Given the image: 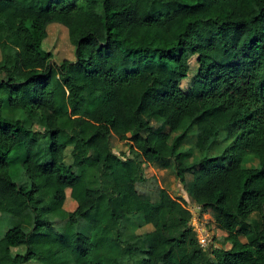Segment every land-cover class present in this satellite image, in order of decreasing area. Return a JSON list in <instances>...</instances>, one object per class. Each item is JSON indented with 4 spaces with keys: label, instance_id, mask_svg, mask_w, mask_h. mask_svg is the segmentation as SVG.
Returning <instances> with one entry per match:
<instances>
[{
    "label": "trees",
    "instance_id": "1",
    "mask_svg": "<svg viewBox=\"0 0 264 264\" xmlns=\"http://www.w3.org/2000/svg\"><path fill=\"white\" fill-rule=\"evenodd\" d=\"M51 23L75 60L42 48ZM0 55V213L21 218L0 264H264V0H0ZM170 161L188 199L141 195L144 163ZM189 202L229 248L206 250Z\"/></svg>",
    "mask_w": 264,
    "mask_h": 264
},
{
    "label": "rangeland",
    "instance_id": "2",
    "mask_svg": "<svg viewBox=\"0 0 264 264\" xmlns=\"http://www.w3.org/2000/svg\"><path fill=\"white\" fill-rule=\"evenodd\" d=\"M46 31L47 35L42 41V48L52 53V61L59 64L65 59L75 60V47L69 40V35L66 27L59 23H51L47 26ZM196 69L197 63L195 61V56H193L189 59L188 75L185 79L180 82V87L183 90H186L190 87L191 79L195 74ZM4 112L6 114H9L7 105H4ZM20 115L23 114L20 113ZM154 126H157V124L154 123ZM34 127L38 130H44V128L39 125H35ZM188 139L189 141L185 145H183L184 147L182 149L189 148L192 145L191 135ZM111 145L115 153L128 152V147L126 143L124 141H119L114 135H111ZM23 157L24 152L22 151V149H15L10 153L8 157V163L13 180L20 185H29L28 178L26 177L22 168ZM248 157L252 159L251 155ZM71 160L72 159L70 156V148H67L65 152V162L68 163L71 162ZM157 165L144 163L143 171L146 180L137 184V189L140 194L145 195L149 197L151 201H154L157 199L158 189L165 188L172 196H181L185 199H188L182 184L175 177L172 171V161L169 162L168 166L163 164L160 165L159 163ZM247 165L256 166L257 159L255 160L253 158V160L250 161V164L248 163ZM89 177L90 179H92L91 174L89 175ZM89 185L91 186L90 181ZM93 186H95L94 183ZM68 201L63 207L67 210H70L73 208V206L71 207V205H68ZM186 206L192 213L190 223L195 227L198 233L200 243L206 248L207 251H210L212 247L229 248V243H226L223 240L226 235V232L215 226V223L209 211L201 212L199 210V206L190 202L187 203ZM252 217H255V214H253ZM20 220V217L0 213V237L8 228L18 225ZM129 224L130 223H127L125 229L126 232L131 231L133 229V227L129 226ZM134 228H136L134 230L137 233H146L153 230V227L150 224H142ZM241 238L243 239V237ZM12 251L13 254H24L25 246H19L13 249ZM37 263V261L32 260L31 262H28L26 264Z\"/></svg>",
    "mask_w": 264,
    "mask_h": 264
},
{
    "label": "crops",
    "instance_id": "3",
    "mask_svg": "<svg viewBox=\"0 0 264 264\" xmlns=\"http://www.w3.org/2000/svg\"><path fill=\"white\" fill-rule=\"evenodd\" d=\"M67 148H70V151H71V147H67ZM66 148V149H67ZM65 152H66V150H65ZM65 152H64V162H65ZM127 154H128V152H127ZM72 159V158H71ZM72 161V160H71ZM66 163V162H65ZM69 163H71V162H68L67 164H69ZM155 165H157V164H155ZM158 166V165H157ZM186 194V193H185ZM68 200H70V201H68ZM68 201V205H71V207L73 206V208L72 209H70V210H67V209H65L64 207V209L65 210H67V211H72V210H74V208L76 207V202L70 197V190L69 189H66V196H65V200H64V204H63V206H65V203ZM15 248H17V247H12L11 248V252H13L12 250L13 249H15ZM29 262H31V261H29ZM38 262V261H37ZM38 263H40V262H38ZM37 263V264H38ZM41 264V263H40Z\"/></svg>",
    "mask_w": 264,
    "mask_h": 264
}]
</instances>
